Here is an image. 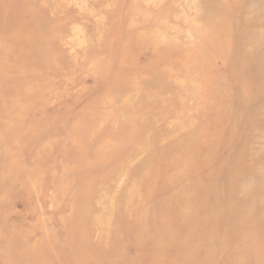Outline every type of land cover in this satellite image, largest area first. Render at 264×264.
Here are the masks:
<instances>
[{
	"label": "rangeland",
	"instance_id": "1",
	"mask_svg": "<svg viewBox=\"0 0 264 264\" xmlns=\"http://www.w3.org/2000/svg\"><path fill=\"white\" fill-rule=\"evenodd\" d=\"M0 264H264V0H0Z\"/></svg>",
	"mask_w": 264,
	"mask_h": 264
}]
</instances>
